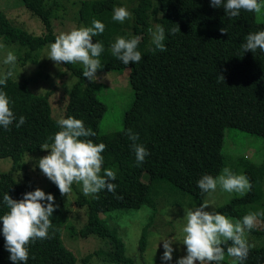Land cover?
Listing matches in <instances>:
<instances>
[{
  "label": "trees",
  "instance_id": "obj_1",
  "mask_svg": "<svg viewBox=\"0 0 264 264\" xmlns=\"http://www.w3.org/2000/svg\"><path fill=\"white\" fill-rule=\"evenodd\" d=\"M47 1L22 0L23 6L38 16L43 25L40 35L18 27L0 11V35L5 41L24 47L23 57L32 61L37 60L38 50L46 42L55 41L50 13L54 9L67 10L64 5H56V0L54 5ZM134 1L128 34L122 23L111 19L116 0H81L78 16L79 24L84 27L91 26L93 20L105 25L104 32L93 37V43L100 42L104 46L99 57L103 66L100 70L130 67L134 99L124 112L121 127L100 131L99 120L106 104L97 97L96 82L83 77V67L64 64L66 77L75 78V82L68 91L62 118L81 119L86 128L96 133L88 139L106 145L102 153L103 167L116 173L115 195L102 190L98 198H88L81 192L77 200L87 206L84 235L95 233L107 242L91 251L84 260L95 256L114 264H135L126 254L117 228L100 217V212L151 205L149 192L153 181L158 185L167 184L168 187H162L170 191L189 194L199 207L207 192L198 188L197 181L206 174L215 177L223 164V127L231 125L264 136V53L259 50L243 53L241 49L249 33L264 30V22H257L254 13L243 10L237 17L230 18L222 7H211L209 0ZM151 20L165 29V51L156 50L151 43ZM177 28L174 33L171 31ZM116 34H124L125 39L139 38L137 50L142 59L138 63L124 65L111 54ZM27 83L28 78L19 81L9 78L6 87L0 86V91L6 92L10 100L16 119L26 118L19 128L15 127L16 121L8 130L0 127V156L11 157L10 168L0 171V215L8 210L3 203L5 193L19 200L24 193L36 189L15 174L22 152L40 151L43 144L52 142L49 137L60 130L56 124L58 119L51 114L50 91L33 94ZM127 129L139 135L137 143L150 153L139 166L130 148ZM237 164L250 181L251 190L243 197H231L213 211L242 220L249 213L264 212V162L256 164L242 157ZM55 206L50 217V238L36 240L28 246L27 264L76 263L75 254L61 239L67 210ZM251 231L261 235L264 227H254ZM145 243L146 228L143 227L138 239L140 254ZM8 257L0 233V264H13ZM220 264L241 262L227 259L226 255ZM242 264H264V244L249 245L248 256Z\"/></svg>",
  "mask_w": 264,
  "mask_h": 264
},
{
  "label": "clouds",
  "instance_id": "obj_2",
  "mask_svg": "<svg viewBox=\"0 0 264 264\" xmlns=\"http://www.w3.org/2000/svg\"><path fill=\"white\" fill-rule=\"evenodd\" d=\"M213 8L222 7L230 18L237 17L243 10L257 15H262L264 4L260 0H209ZM131 18V13L124 7L114 8L111 19L123 23ZM105 25L99 20H93L91 26L74 28L62 32L49 45L47 58L55 64H80L83 66L82 75L89 81L97 79L95 73L101 69L99 57L104 51L100 42L93 43V37L102 34ZM179 30L172 29L174 33ZM222 33L226 31L221 29ZM151 43L156 50L165 51V29L160 24L155 30L149 29ZM139 38L125 39L117 37L111 44V54L124 65L138 63L141 53L137 50ZM244 52L255 53L259 50L264 53V30L249 33L241 45ZM17 57L9 52L4 60L6 65L14 66ZM13 76V71L8 70L0 76V86H7V81ZM223 80V77L220 75ZM10 100L4 91H0V127L8 130L13 122L19 128L26 122L24 116L16 119L10 108ZM59 127L54 136L49 137L50 144L41 146L47 155L38 160V168L49 181L56 185L61 196H66L73 184L82 188L85 196L98 198V193L107 190L116 194L117 185L113 183L116 173L112 169L104 168V143H93L89 137L96 133L86 128L81 119L68 117L56 121ZM130 148L134 152L136 165L143 164L150 154L142 144L137 143L139 135L131 129L126 130ZM197 186L202 192L215 191L217 186L228 193H237L243 197L251 190V183L243 174H235L229 168L222 169L221 174L215 178L203 175ZM3 203L7 211L0 215V233L4 237V247L9 253L13 264H27L29 259L28 246L36 240L49 239V230L52 227V217L56 206L52 194H46L37 188L26 192L19 200L12 199L7 193L3 196ZM207 203L199 207L184 210L185 223L182 227V244L186 248V255L180 257L176 264H220L225 256L242 262L247 258L249 245L245 238L246 231L256 226L257 218L264 216V212H254L243 216L242 220L233 222L225 215L205 211ZM164 262L172 260L173 241L162 238ZM230 243V246H228Z\"/></svg>",
  "mask_w": 264,
  "mask_h": 264
},
{
  "label": "rangeland",
  "instance_id": "obj_3",
  "mask_svg": "<svg viewBox=\"0 0 264 264\" xmlns=\"http://www.w3.org/2000/svg\"><path fill=\"white\" fill-rule=\"evenodd\" d=\"M48 0L49 5H64L67 10L54 9L50 13V23L53 33L59 35L62 32H68L74 28L84 27L79 24V8L81 0ZM117 7H124L131 13V18L126 19L122 25L125 34L130 32L132 22L131 8L134 6V0H116ZM264 4V0H260ZM0 11L15 25L23 28L33 35H40L43 32V25L38 16L30 13L22 3V0H0ZM264 12V9H262ZM257 22H264V14H254ZM156 23L150 22V29L155 30ZM124 34H116L117 37H123ZM149 37L151 39L150 33ZM54 41L46 42L38 50V58L32 61L29 57H23L25 48L19 46L16 42L5 41L0 35V76L6 71L12 70L11 78L21 80L28 78V89L33 94H44L50 91L48 101L51 107V114L61 119L63 117L64 106L67 102V95L70 86L75 82V78L66 77L65 66L63 63L55 64L47 58L49 45ZM9 52L16 57L14 66L6 65L4 60ZM27 56L30 53L27 52ZM78 66L83 67L80 64ZM130 67H123L117 70H100L95 73V90L97 97L106 104V109L99 120V129L102 132L111 131L122 126V120L125 110L134 99V89L129 81ZM221 152L223 155V164L216 174L219 175L222 169L227 167L235 174H243L241 167L237 164L239 159H244L252 163L264 162V136L250 132L231 125L223 127V137ZM46 150L23 151L15 169V174L24 178V182L32 185L34 188L43 190L46 194H52L54 204L67 210V217L62 225L61 239L63 243L73 251L76 256L75 264H114L102 260L99 257L92 256L88 260L84 257L99 246L107 245L104 238L95 233L84 235V224L87 219L86 204H79L78 198L82 194V188L78 184H73L72 190L66 195L61 196L55 184L45 177L38 168V160L47 155ZM11 166L10 156H0V171H6ZM14 174V176H15ZM215 176V177H216ZM16 177V176H15ZM214 177V178H215ZM144 180L147 179L145 175ZM149 192L151 196V205L140 208L120 207L100 212V217L117 228L126 247V254L134 259L135 264H176L180 257L186 255V248L182 244V227L185 223L184 210L198 207L197 200L187 193L168 190L167 184H154ZM166 187H162V186ZM162 187V188H161ZM80 191V192H79ZM237 193H228L219 186L215 191H209L205 194L202 204L207 203L205 211H213L219 205L225 203ZM88 198L91 196H87ZM78 203V204H77ZM235 222L236 218L226 216ZM146 228V243L142 254L139 253L138 239L142 228ZM256 228L264 227V218H257ZM162 238L173 241L172 260L164 262L161 260L163 255ZM249 245L264 244V234L257 235L251 230L246 231L245 236ZM227 259L231 257L227 256ZM199 264V262H196Z\"/></svg>",
  "mask_w": 264,
  "mask_h": 264
}]
</instances>
